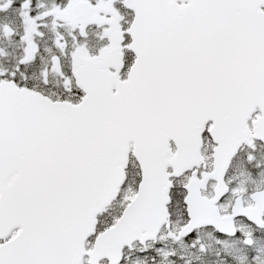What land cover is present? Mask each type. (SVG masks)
Listing matches in <instances>:
<instances>
[{
    "label": "snow or ice",
    "instance_id": "snow-or-ice-1",
    "mask_svg": "<svg viewBox=\"0 0 264 264\" xmlns=\"http://www.w3.org/2000/svg\"><path fill=\"white\" fill-rule=\"evenodd\" d=\"M0 264H264V0H0Z\"/></svg>",
    "mask_w": 264,
    "mask_h": 264
}]
</instances>
